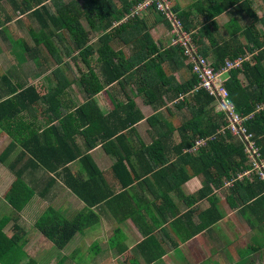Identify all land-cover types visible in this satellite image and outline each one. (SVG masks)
I'll use <instances>...</instances> for the list:
<instances>
[{
    "label": "trees",
    "instance_id": "1",
    "mask_svg": "<svg viewBox=\"0 0 264 264\" xmlns=\"http://www.w3.org/2000/svg\"><path fill=\"white\" fill-rule=\"evenodd\" d=\"M51 1L55 12L48 8L44 0H33L32 3L24 1L21 10L28 11L35 17L42 31L50 24L58 30L66 29L71 37L73 48L86 55L93 52V47L87 44L89 31L83 22L87 23L89 29L98 27L101 33L97 38L99 44L95 51L99 59V76L92 71L81 75L80 80L86 88L88 97L71 112H67L62 107L60 98L68 83L63 84L58 81L46 92L40 94L34 85L12 84L8 75L3 77L6 83V95L0 94V128L4 127L16 136H13L0 152V162L6 164L14 175L12 182L3 193L4 200L11 206L13 212H20L37 192L34 182L39 180L35 178L38 169L53 175H50L48 179L50 182L55 181V177L61 178L63 184L89 207L85 213L67 218L57 208L48 205L35 220V228L54 246L62 249L76 232L82 231L95 222V215L91 208L108 202L112 198L111 192H102L99 182L102 180L101 172L89 154L82 153L78 148L75 135H82L86 148H92L97 143L107 147L125 140L124 131L142 117L130 100L126 104L115 105L110 112L104 114L95 103L93 95L107 84L120 83L138 69H143L145 74L143 78L147 81L152 79L153 73L163 75L164 70L160 61L165 56L174 55L179 64L185 62V56L183 49L178 45L160 50L140 16H134L118 25H113L129 12L130 5L133 6L139 0H132L123 9H119L113 0ZM172 4V9L177 13L184 29L192 31L191 35L199 47V52L206 57L209 51L211 52L215 68L220 67L227 58L244 54L245 47L249 51H256V54L243 62L240 68L230 69L224 80V86L236 110L244 116L253 112L256 104L264 102V33L254 26L258 17L250 7L251 0H193L183 8L179 4ZM229 8L244 12L249 17L250 21L242 28L236 29L230 38L235 39L240 33L250 44L249 47L240 44L236 46L228 40L219 42L213 36L212 29L217 27L215 17ZM192 10L198 13L199 18L201 16L203 23L201 21L197 24L192 21ZM162 19L165 21L163 17ZM194 28L196 31L192 30ZM54 34V31H49V35L46 36L43 31L34 40L37 45L43 44L50 52L54 49L50 41V37ZM203 38H207L208 44ZM112 41L131 45L130 55L124 57L120 49L112 46ZM185 69L187 73L180 83H176L174 92L177 96L182 94L183 98L186 95L188 97L178 101L177 109H182L189 101H192L194 109L190 110L188 118L179 121L175 127L179 136L177 144L171 146L176 155L175 159L168 161L166 154L159 151V157H156L157 163L148 168V173L153 176L161 171L168 173L173 165H177V179L174 185L169 187L172 190L192 175L200 174L203 179L202 186L195 196L200 198L211 193L214 188L222 186L224 179L231 178L242 170L246 166V157L238 140L230 135L226 137L221 134H216L196 153L184 151L192 146L196 138L214 134L224 123L223 115L212 107L214 102L212 96L203 90L191 92L197 79L190 71L189 64L186 63ZM147 85L149 88L144 89L145 95L154 94L149 82ZM147 90L151 92L148 93ZM39 103L45 106L42 109L45 122L48 124L45 127L43 125L33 127L32 122L22 120V113ZM154 116L151 115L148 120L156 118ZM54 120L57 123H51ZM161 122L159 120L158 125L162 124ZM153 126L156 127V125ZM245 126L253 133L264 157V108L253 112V115L245 121ZM161 140H163L162 135L153 140L147 149L154 151L160 147L164 150L166 145ZM127 144L132 148L129 143ZM17 147L18 150L14 154ZM11 154H13L12 158L8 159ZM114 156L116 160L112 167L113 174L121 186L126 188L136 176L132 175L123 164L126 156L117 153ZM150 158L153 156L151 155ZM162 158L166 163L161 160ZM75 159L79 160L82 171L73 173L67 164ZM122 172L127 179L122 176ZM171 174L172 172L169 175ZM33 178L36 180L31 181ZM249 181L251 180L236 181L230 190L234 192L238 189H247L241 202L250 205L255 200L260 201L264 198L261 195L264 192V183L257 178ZM50 182L46 188H42L43 194L50 186ZM115 196L119 197V195ZM209 201L210 207L200 212L199 218L202 224L196 227L198 230L214 223L218 218L215 216L212 219L203 220L210 214L214 204L212 198H209ZM10 220V215L3 214L0 217V264H38L34 257L23 249L24 230L17 225H11L5 229Z\"/></svg>",
    "mask_w": 264,
    "mask_h": 264
},
{
    "label": "crops",
    "instance_id": "2",
    "mask_svg": "<svg viewBox=\"0 0 264 264\" xmlns=\"http://www.w3.org/2000/svg\"><path fill=\"white\" fill-rule=\"evenodd\" d=\"M24 1L33 2V0H10L13 8L18 13L17 16L12 17L3 5V0H0V94L6 95V83L3 80L6 75L10 76L12 84L34 85L39 92L41 81L51 72L53 81L45 90L47 91L58 81L63 84L68 83L60 98L62 107L67 112H71L88 97L86 88L80 80L81 75L92 71L99 76V59L95 51L97 47H93L94 45L89 39L87 44L93 47V52L86 55V53H80L75 50L73 46L72 51L74 52L70 53L67 48L68 45L63 44L65 53L61 55L53 37L60 40L61 30L66 32L67 30H58L50 24L43 31L46 36L49 35V31L55 32L50 37L54 47L53 51L49 52L45 47L47 54L41 52L39 44L37 45L34 40L36 46L30 47V50L33 49V53L26 58L30 61L34 58L33 71L24 70V65L18 62L16 65H11L13 73H7V60L9 59L7 52L11 48L9 42H7V36L3 33V29L8 27L11 32V38L13 35L15 37L14 41L23 40L24 45L29 49L28 42L25 41H28V37L24 36L26 32L23 31V27L29 28L30 32L32 26H35V24H32L31 14L28 11L23 12L21 10ZM66 1L68 0H63V2ZM113 1L119 9H123L132 0ZM172 1L183 8L188 6L193 0H188L185 3H181L180 0ZM44 3L51 11L55 12V7L51 0H44ZM253 3L259 7L261 15L255 11L252 6ZM131 7L130 5L129 10ZM250 7L256 12L258 17V21L254 23V26L258 22L264 24V0H251ZM191 12V19L194 23L204 22L201 16L199 18L197 12L194 10ZM34 19L37 21L35 17ZM141 19L144 21L147 31L157 47L160 50L170 49L171 37L168 23L154 10L145 12ZM247 20L250 19L244 12L234 8L224 10L215 17L217 22L215 30L221 27L226 29V38L222 37L219 31L217 33L212 32L213 36L219 42L228 40L233 45L238 46L240 44L241 46L246 45L249 47L250 44L242 38L243 36L240 33L237 34L235 39H230L234 33L235 26L238 25L240 29L249 22ZM196 28L192 30L196 31ZM29 32L30 40L38 37L40 33L39 31L37 33ZM204 41L208 44L207 38H204ZM70 44L72 45V41ZM112 46L120 50L128 48L129 53H124V57H128L132 50L131 45L116 41H112ZM244 50V54L251 55V57L256 54L255 50L249 51L246 47ZM71 58L80 59L86 70L80 71L81 62H72ZM207 58L211 61L213 60L210 51ZM50 59L55 63L53 67L51 66L52 68L48 67ZM160 64L164 70L163 75L153 73L152 79L147 81L143 78V75H145L143 69H138L133 75H128L120 83L107 84L102 90L93 95L95 103L104 114L110 112L115 105L126 104L130 100L142 117L124 131L125 140L120 141V143L107 145V147L97 143L92 148H86L82 135H75L78 148L82 153L89 154L93 163L101 172L102 180H99V182L102 192H111L112 198L108 202L97 204L91 208L95 215V222L82 231L76 232L62 249L50 245V248H53L54 251L62 250L63 252L62 256L55 262L56 264H64V260L71 255L70 252H75L74 259L69 260L71 264H264V198H261L260 201L255 200L250 205L244 204L241 202V198L245 196L247 189H238V191L233 192L230 188L226 189L223 186L214 188L206 196L196 198V192L202 186L203 179L200 174L192 175L184 183L172 190L169 187L174 185L177 179V165H173L168 170V173L161 171L155 176L148 173V168L157 163L156 157H159V151L166 154L168 161L175 159L176 155L171 146L177 144L179 136L177 137L178 133H176L177 130L175 129L177 123L174 115L177 112L178 101H183L188 97L186 95L184 98H178L174 92L176 83H180L187 73L185 69L186 62L179 64L176 57L170 55L168 57L165 56L160 61ZM64 66L67 67V70L64 69ZM159 77L161 78L159 79ZM147 82L152 86L151 90L154 91V94L152 93L149 96H146L144 91V89L149 88ZM145 85L146 87L144 88ZM45 90L43 89L42 92H46ZM151 90H147L148 93ZM34 106L24 111L26 113L29 111L31 115H29L30 119L28 121L33 124H35L36 119H39L37 115L32 114V110H35L33 109ZM44 107L41 106L42 109ZM180 110L178 109V112ZM151 115H155L156 118L148 120ZM21 116L23 117V115ZM159 120L162 121V124L158 125ZM51 123L55 124L57 121L54 120ZM46 124L44 120L41 125L45 127ZM153 125H156V127ZM160 135L163 137L161 141L165 143L166 148L161 150L159 147L154 151L147 149V146ZM114 152L126 156L123 164L132 175L136 176L134 181L126 188L121 186L119 180L113 174L112 167L116 160ZM151 155L153 158H150ZM161 160L166 163L163 158ZM67 166L73 173L82 171V166L78 159L69 162ZM38 172L43 171L38 169ZM170 172H172L171 175H169ZM121 174L127 179L123 172ZM49 177V174L47 175V172H45L43 183L42 179H39V182H35L37 192L34 195L38 196L40 201L44 203L43 205H46V207L50 205L51 203H48V200L52 196L53 200H56V204H63V200L70 197L74 198L75 201L73 202L77 205V208L72 210L73 214L64 215L67 218L85 213L89 209L63 183H61L62 191L60 192L62 195L58 193L61 189L56 192L54 187L56 181H58L57 177H55V181L51 182L48 180ZM49 182L50 186L43 194L42 188H46ZM115 195H119V197ZM261 195L264 196V192ZM209 198L214 200V204L210 214L206 215L203 220H209L215 216L218 218L214 223L198 230L196 227L202 224L199 218L200 212L210 207ZM2 199L4 201L3 197ZM46 201L47 203H45ZM52 206L59 208L55 205ZM62 208L64 207L61 206V210H63ZM58 210L60 211V209ZM18 213L19 219L22 221L25 218L23 209ZM13 223L12 225H17L21 228L20 224ZM8 225L9 223L5 226V229L11 226ZM22 229L25 233V229L23 227ZM38 234L42 235L39 231ZM73 238L78 240L71 249H68ZM48 243L50 244L51 242L47 239L45 245ZM24 250L26 251V249ZM30 250L33 251L32 249ZM80 252L82 255H79ZM83 257H86V259L84 260ZM34 259L38 264H43L40 258L34 257Z\"/></svg>",
    "mask_w": 264,
    "mask_h": 264
},
{
    "label": "rangeland",
    "instance_id": "3",
    "mask_svg": "<svg viewBox=\"0 0 264 264\" xmlns=\"http://www.w3.org/2000/svg\"><path fill=\"white\" fill-rule=\"evenodd\" d=\"M180 1H181V3H185L188 0H180ZM2 3L6 7V9L10 12V16L15 17V16L18 15L16 10L13 8V4H12V2H10V0H3ZM252 6H253V8L255 9L256 12L260 13L259 12V7H257V5L255 3H253ZM261 14L262 13H260L259 15H261ZM143 15H144V13H140L139 16L142 17ZM30 18L33 21L32 24L33 25L35 24V26H32L31 31L35 32V33H37L38 31L42 32V30H40V27H39L37 21H35L34 17L31 16ZM247 21H250V20H247ZM242 23H244V22H242ZM83 24H84L85 28L87 30H89L88 39H90V41H92L91 43L94 45L93 47L96 48L98 46V44H99L97 36L101 33L100 29L98 27L95 28V29H89V26L87 25L86 22H83ZM256 25H255L256 29L258 28L260 30V32L264 31L263 30L264 29V24L263 23L258 22V24L256 23ZM236 29H239L238 25L235 26L234 31ZM225 30L226 29L221 27L220 29H217V30L212 29V32L213 33H217L219 31V33H221L222 37L226 38V34H225L226 31ZM23 31L26 32V34L24 36L28 37V41L27 40H25V41L28 42V45H29L28 48L29 49H27V47L24 45L23 40L14 41L15 37L13 35H12V38H11V36H10L11 32L9 31L8 27L3 29V33H4L5 36H7V42H9L10 48H11V50L9 52H7V57L9 58L7 60V64H8L7 73H11V72L13 73V68L11 67V65H16L18 62H20V64L22 63L24 65V67H25L24 70L33 71V69H34V64H35L34 61H33L34 58H33L32 61H30V60H28L26 58H28L29 55L31 53H33V49L32 50H30V49L32 47H35L36 44H35L33 38H32V40L29 39L30 38L29 34H28L29 28L26 29V27H23ZM170 37H171V34H170ZM53 38H54V43H55V45H56V47H57V49H58V51H59V53L61 55H63L65 53V51L63 49V46H62L63 44L64 45H68L67 48L69 49L70 53L74 52V51H72L73 48H72V45L70 44L71 38H70L68 32L61 30L60 35H59L60 40L56 39L55 37H53ZM242 38H244V37H242ZM55 40H57V41H55ZM170 46L172 47V45H170ZM13 48H14V50H13ZM39 49H41V52H44L45 54H47V52L45 50L46 48H45V46L43 44L39 45ZM120 51L123 54L124 53H126V54L129 53V49L128 48L127 49L123 48V50H120ZM249 59H251V55L248 57V60ZM71 61L75 62V63H77V62L80 63L81 62L80 59H78V58H76V60L74 58H71ZM48 64H49L48 67H51V66L53 67L55 65L54 61H52L51 59L48 61ZM80 64H81V66H79L80 71L86 70V67L83 65V63L81 62ZM24 67H22V68H24ZM43 68H44V66H43ZM64 69L67 70V67L64 66ZM71 70H73V69L71 68ZM5 71H6V69H5ZM226 76H227V74H222L221 78H226ZM240 77L242 78L241 75H240ZM242 80H243V82H245L244 79H242ZM52 81H53V76H52L51 72H49L47 77L44 78L41 81V83H40L41 85L39 86L40 87L39 88L40 89L39 93H41V94L44 93V92H42L43 89L45 90L46 88H48L49 85L52 84ZM116 86L118 87V85H116ZM119 91H120V89H119ZM212 105H213L212 107H213V109L215 111L217 109L219 110V106H218V104L215 101L213 102ZM41 106L43 107V105L41 103H39L38 105L36 104L34 106V108H33L35 110H32V114H35V115H37L39 117V119L38 120L36 119V121L34 122L35 124L33 125V127H36V126H39V125L43 124V122L45 120L44 114H42V112H41L42 111ZM173 109H175V108H173ZM192 109H194V105H193L192 101H189V103L187 105H185L184 107H182V109L179 112H178V109H177L176 115H174L176 123L178 124L179 121H181V120H183L185 118H188L190 116V110H192ZM22 115H23L22 120H24L26 122H29L28 121L30 119L29 115H31L29 113V111H27V113L23 112ZM0 131H1L0 132V152H1L3 150V148H5V146L9 143L10 139L13 138V136H16V134L11 133L10 131L6 130L4 127H1ZM177 137H178V134H177ZM17 150H18V147L15 149L14 154L16 153ZM12 156H13V154H11L8 157V159L12 158ZM44 173L45 172H37L36 175H35V178L36 179L37 178L38 179H42V183H43V180H45ZM47 175H48V173H47ZM50 175H52V174H49V176ZM13 178H14V175L8 169L6 164L0 162V208H1L0 209V216L3 215V214L10 215L12 220L9 221V225L14 224L13 222H15V223L20 224L21 228L23 227L25 229L26 235H24V237H23L24 242H25L23 249H26V251H28L27 254H29L30 256H34L37 259L40 258V260H41V262L43 264H45L46 262H47V264H54L62 256V254H63L62 250L54 251L53 248H50L51 246H54L51 243L50 244L48 243V244L45 245V243L47 242V239L45 237H43V235H39L38 234V230H36V228L34 226L35 219H37L39 214H41V212L46 207V205H43L44 203L42 201H40L38 196L33 195L34 197H32L30 199V201L28 202L29 204H27L23 208V214L25 215V218L24 219L22 218L23 220L20 221L19 213L17 214V212H13V209L11 208V206L5 200H4L5 201L4 202L3 199H2L3 193L5 192V190L9 186V184L12 182ZM33 180H34V178L31 181H33ZM57 180L58 181H56V185L54 187V190H56V192H58L62 188V184L61 183H63L61 178L57 177ZM237 181H241V180H237ZM34 184H35V182H34ZM226 189H228V188H226ZM61 191H62V189L58 193H60ZM60 195H62V194L60 193ZM73 201H75V199L70 197L69 199L63 200L62 203L64 205L60 204V203L56 204V200H53V196H52L48 200V203H51V204L53 203L52 205H55L56 207H59L58 209H60V213L63 216L64 215L66 216V215L73 214L72 210H75L77 208V205ZM45 203H47V201ZM61 206L64 207V208H62L63 210H61ZM68 209H71V210H68ZM77 238H73L72 239V242L69 245L68 249L72 248V246L78 240ZM30 249H32L36 253L31 251ZM64 253H66V252H64ZM70 253H71V255L69 254L70 256H68V258L64 260V264H71L69 262V260L70 259L71 260L74 259L75 252H73V253L70 252ZM65 255H68V254H65ZM79 255H82V253L80 252ZM83 259L85 260L86 257H83Z\"/></svg>",
    "mask_w": 264,
    "mask_h": 264
},
{
    "label": "built area",
    "instance_id": "4",
    "mask_svg": "<svg viewBox=\"0 0 264 264\" xmlns=\"http://www.w3.org/2000/svg\"><path fill=\"white\" fill-rule=\"evenodd\" d=\"M172 5L171 0H139L127 14L120 20L115 21L113 25H118L129 18L139 16L140 13H145L150 9L161 14L169 25L170 45H178L183 49L185 62L189 64L190 71L196 76L197 82L191 92L203 90L212 96L219 106V110L216 111L223 115L224 120V123L214 134L196 138L192 146L184 151L196 153L200 148L206 146L207 142L214 138L216 134L226 137L230 135L241 143L246 157V166L231 178L224 179L222 186L230 188L237 180H253L254 178L264 183V157L253 133L248 131L245 126V121L253 115V112L264 108V102L256 104L253 112L245 116L241 115L236 110L228 90L224 86L225 78H221L222 74H227L230 69L240 68L250 55L242 54L227 58L220 67L215 68L212 61L199 52V47L192 38V31L184 29L177 13L172 9ZM179 97L181 98L182 94Z\"/></svg>",
    "mask_w": 264,
    "mask_h": 264
},
{
    "label": "clouds",
    "instance_id": "5",
    "mask_svg": "<svg viewBox=\"0 0 264 264\" xmlns=\"http://www.w3.org/2000/svg\"><path fill=\"white\" fill-rule=\"evenodd\" d=\"M181 95V94H180ZM178 98H180L179 96H178ZM181 98H183V97H181Z\"/></svg>",
    "mask_w": 264,
    "mask_h": 264
}]
</instances>
